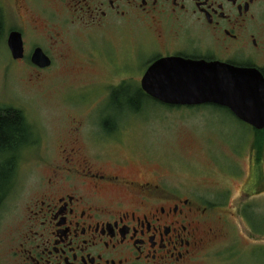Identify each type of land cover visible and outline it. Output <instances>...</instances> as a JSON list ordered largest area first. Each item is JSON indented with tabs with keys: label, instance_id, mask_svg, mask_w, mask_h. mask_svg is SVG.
I'll use <instances>...</instances> for the list:
<instances>
[{
	"label": "flooded vegetation",
	"instance_id": "obj_1",
	"mask_svg": "<svg viewBox=\"0 0 264 264\" xmlns=\"http://www.w3.org/2000/svg\"><path fill=\"white\" fill-rule=\"evenodd\" d=\"M11 2L21 11L25 0ZM49 2L57 9L52 12L54 21L43 16L45 21H31L29 25L21 17L20 28L10 30L22 34L25 57L18 61L26 59L29 34L41 32L38 43L33 39L32 51L42 49L51 66L37 67L32 63L33 53L28 57L41 73L55 67L72 68L76 59L71 50L72 37H79L75 39L77 43L85 39L92 46L102 40L97 39L99 33H114L122 29L120 25H127L128 33L133 30L135 37L143 22L152 33V46L157 51L149 67L161 59L179 57L257 71L264 78V0ZM95 54L97 48L93 46L85 59L90 68L96 62ZM96 81L94 84L114 90L110 98L112 113L101 115L100 127L109 135L119 128L120 120L136 118V108H129L136 99L135 95H117L121 89L133 88L127 80L121 84ZM138 90L143 91L142 87ZM143 93L145 99L170 106ZM207 105L227 109L254 132L248 140L251 167L243 208L234 206L230 190L208 192L205 185L173 182L166 175H153L149 156H144L146 160L135 171L126 160L104 170L107 152L100 146L88 151L73 139L60 160L45 166L44 176L27 204L18 253L21 264L239 263L224 258L230 251L221 249V245L229 242L230 227L238 211L249 230L260 233L259 223L264 215L253 213L259 206L264 207V200L258 206L250 201L254 196H264V171L260 170L264 164V128L257 129L240 120L229 108L201 106ZM127 114L129 117H124ZM257 253L264 256V248L250 255Z\"/></svg>",
	"mask_w": 264,
	"mask_h": 264
},
{
	"label": "rangeland",
	"instance_id": "obj_2",
	"mask_svg": "<svg viewBox=\"0 0 264 264\" xmlns=\"http://www.w3.org/2000/svg\"><path fill=\"white\" fill-rule=\"evenodd\" d=\"M13 4L11 0H0V19L4 24L0 39V113L9 109L20 111L32 138L16 155L14 186L0 209V264H21L18 253L27 204L44 176L45 166L60 160L62 151L72 145L73 139L88 151H96V146L106 151L104 170L123 160L138 170L142 160H146L144 156H149L153 175H166L173 182L205 185L208 192L230 190L234 206L238 210L243 208L251 167L248 140L254 132L224 108L166 106L139 95L138 87L141 88L143 76L157 52L145 23L141 22L135 31L138 36L133 37V30L128 33L127 25H120L122 29L114 33H99L97 39L102 40L91 43L92 46L85 39L77 43L75 39L79 37H72L71 50L76 55L72 68L55 67L41 73L28 59L33 53V39L39 41V30L29 34L26 59L22 61L12 58L7 40L11 28H20L21 17L29 25L39 19L45 21L43 16L54 21L52 12L57 9L49 0H25L21 11ZM93 46L97 48L96 62L90 68L85 59ZM96 79L110 84L127 80L133 87L127 91L136 93L135 105L129 106L139 110L136 118L120 120L119 130L113 134L106 135L100 125L101 115L113 111L110 98L114 90L94 84ZM260 170L264 171V164ZM261 200L264 196H254L250 202L258 206ZM256 210L253 215H264V207ZM235 217L230 240L221 245V249L230 251L224 258L238 260L236 264H264L261 253L250 255L264 248L263 218L260 233H256L249 230L239 211Z\"/></svg>",
	"mask_w": 264,
	"mask_h": 264
},
{
	"label": "water",
	"instance_id": "obj_3",
	"mask_svg": "<svg viewBox=\"0 0 264 264\" xmlns=\"http://www.w3.org/2000/svg\"><path fill=\"white\" fill-rule=\"evenodd\" d=\"M7 44L14 60L25 57L20 32H11ZM32 63L40 68L52 64L40 48L33 53ZM141 87L164 104L181 107L215 104L229 108L240 120L257 129L264 128V78L257 71L171 57L151 65Z\"/></svg>",
	"mask_w": 264,
	"mask_h": 264
},
{
	"label": "trees",
	"instance_id": "obj_4",
	"mask_svg": "<svg viewBox=\"0 0 264 264\" xmlns=\"http://www.w3.org/2000/svg\"><path fill=\"white\" fill-rule=\"evenodd\" d=\"M3 27L0 19V39ZM118 94L136 96V93L131 94L125 89H121ZM139 95L146 97L143 91ZM31 135L32 131L20 111L9 109L0 113V209L14 186L18 163L16 155L30 143Z\"/></svg>",
	"mask_w": 264,
	"mask_h": 264
}]
</instances>
